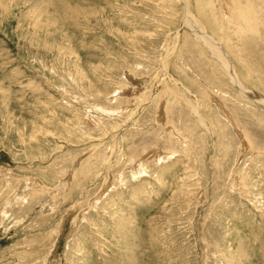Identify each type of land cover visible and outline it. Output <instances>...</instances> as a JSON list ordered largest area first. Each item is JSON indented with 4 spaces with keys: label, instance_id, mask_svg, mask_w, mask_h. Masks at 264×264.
<instances>
[{
    "label": "rangeland",
    "instance_id": "1",
    "mask_svg": "<svg viewBox=\"0 0 264 264\" xmlns=\"http://www.w3.org/2000/svg\"><path fill=\"white\" fill-rule=\"evenodd\" d=\"M0 264H264V0H0Z\"/></svg>",
    "mask_w": 264,
    "mask_h": 264
},
{
    "label": "bare ground",
    "instance_id": "2",
    "mask_svg": "<svg viewBox=\"0 0 264 264\" xmlns=\"http://www.w3.org/2000/svg\"><path fill=\"white\" fill-rule=\"evenodd\" d=\"M198 32H199V30H198ZM209 43V42H208ZM210 43H212V42H210ZM213 44V43H212ZM212 44H210V45H212ZM213 46V45H212ZM216 50V49H215ZM202 124H204V121H200Z\"/></svg>",
    "mask_w": 264,
    "mask_h": 264
}]
</instances>
